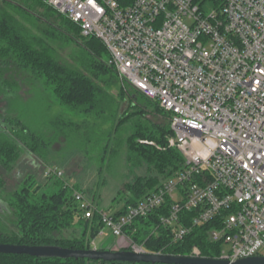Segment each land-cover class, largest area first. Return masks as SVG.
Segmentation results:
<instances>
[{"label": "built area", "instance_id": "built-area-1", "mask_svg": "<svg viewBox=\"0 0 264 264\" xmlns=\"http://www.w3.org/2000/svg\"><path fill=\"white\" fill-rule=\"evenodd\" d=\"M42 1L77 24L83 37L100 39L118 75L170 114L171 145L184 159L180 170L119 216L96 209L76 191L83 217L98 210L103 230L127 238L130 250L146 252L124 228L168 201L159 221L171 228L173 242L211 222L208 239L228 245L218 258L260 255L264 0ZM44 175L63 172L47 166ZM191 210L192 217L183 213ZM191 256H200L197 247Z\"/></svg>", "mask_w": 264, "mask_h": 264}, {"label": "trees", "instance_id": "trees-1", "mask_svg": "<svg viewBox=\"0 0 264 264\" xmlns=\"http://www.w3.org/2000/svg\"><path fill=\"white\" fill-rule=\"evenodd\" d=\"M131 1L124 0L122 5ZM18 15L43 21L46 27L40 34L33 33L19 20ZM55 16L58 17L57 24L48 21L56 19ZM57 40L64 43L75 42L86 52L87 59L80 62L79 66L61 63L51 46L52 41ZM109 60L108 50L100 39L83 37L77 24L57 13L42 0H27L24 3L21 0H0V94L17 86L15 79L11 82L4 80L6 69L12 67L26 72L33 79L42 80L60 106L84 118L110 123V129L96 140L97 144L105 142L104 150L107 143L108 146L112 145V154L124 146L126 162L130 168L146 166L147 175L136 176L133 181L126 182L120 198L104 209L113 216H119L154 192L162 180L180 170L184 159L171 145L173 131L170 127V114L160 108L157 102L127 84ZM115 82H119L116 94L112 93ZM116 97L126 103L120 112H107L106 109ZM50 123L56 131L73 125L60 116H55ZM89 131L85 139L91 141L93 136L88 135ZM51 141L52 138L46 139L39 131L23 124L20 117L0 115L1 170H11L21 152L39 159L44 165ZM35 178L28 174L3 197L2 192L6 186L3 173L0 172V204L3 202L12 214V224L9 226L0 212V243L93 248L92 242L104 229V223L98 210L94 211L91 218H84L74 196L76 191L86 194L88 190L82 189L78 184H70L68 177L47 176L43 183L37 182ZM95 197L91 196L92 202L96 209H101L99 203L95 202ZM168 206L167 201L165 206L146 217L135 219L130 226L124 228L125 235L149 253L191 256L193 247H197L201 257L218 258L222 242L208 239V231L213 226L211 222L193 227L178 242L172 241L171 228L161 225L159 221V217L167 212ZM183 213L192 217L195 210ZM187 221L188 219L184 223ZM120 249L130 250V247L128 245ZM0 264L152 263L0 253Z\"/></svg>", "mask_w": 264, "mask_h": 264}, {"label": "rangeland", "instance_id": "rangeland-1", "mask_svg": "<svg viewBox=\"0 0 264 264\" xmlns=\"http://www.w3.org/2000/svg\"><path fill=\"white\" fill-rule=\"evenodd\" d=\"M24 1L27 0H21L22 3ZM18 18L33 33L40 34V31L46 27L40 20L22 15H18ZM48 21L57 24L58 17L48 19ZM48 43L51 44V42ZM51 46L55 49V57L63 64L79 66L80 62L87 59L86 52L73 41L65 43L58 40L52 41ZM103 58L108 59L107 56H103ZM3 78L7 82L15 79L17 86L13 90H5L0 94V115L18 116L23 124L39 131L46 139L52 138L48 156L43 162L44 165L39 159L31 158L25 152H21L18 161L11 170L5 172L0 168L6 186L5 191L2 192L3 197L6 196L7 191L16 188L28 174L34 175L37 182L43 183L46 179L44 168L52 166L62 170L63 177H68L70 184H78L82 189H87L88 192L85 195L88 198L96 196L95 202L99 203L101 209H107L115 204L124 193L126 182L133 181L136 176L147 175L145 165L134 169L128 166L124 146L112 154V145L108 146L107 143L106 150H104L105 142L97 144V138L110 129V123H100V121H93L91 118H84L60 106L43 81L33 79L26 72L9 67ZM116 90H119V82H115L112 86V93L116 94ZM125 103L126 101L116 97L106 110L109 113L111 111L112 113L120 112ZM55 116L63 117L73 125L66 127L65 130L56 131L54 125L50 123ZM86 130H90L88 135L93 136V140L85 139ZM0 212L10 226L12 214L3 202L0 204ZM128 242L127 238L115 236L105 229L94 239L92 247L119 250L128 246ZM222 250L227 251L228 245L222 244ZM259 254L264 255V248L260 250Z\"/></svg>", "mask_w": 264, "mask_h": 264}, {"label": "water", "instance_id": "water-1", "mask_svg": "<svg viewBox=\"0 0 264 264\" xmlns=\"http://www.w3.org/2000/svg\"><path fill=\"white\" fill-rule=\"evenodd\" d=\"M0 253L26 254L34 257L89 258L121 262H150L164 264H264V255H254L229 261L222 258L179 256L161 253L135 252L119 249H71L57 245H21L0 243Z\"/></svg>", "mask_w": 264, "mask_h": 264}]
</instances>
